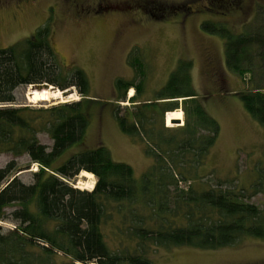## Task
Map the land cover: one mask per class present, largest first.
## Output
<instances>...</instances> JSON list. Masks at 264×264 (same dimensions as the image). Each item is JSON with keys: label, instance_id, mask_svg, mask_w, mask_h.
I'll list each match as a JSON object with an SVG mask.
<instances>
[{"label": "trees", "instance_id": "trees-1", "mask_svg": "<svg viewBox=\"0 0 264 264\" xmlns=\"http://www.w3.org/2000/svg\"><path fill=\"white\" fill-rule=\"evenodd\" d=\"M202 27L225 39L227 67L241 78L249 76L248 88L239 95L264 126V23L242 33L212 20ZM51 37L50 27L44 26L34 38L0 49V153L14 157L0 169V222L14 225L0 226V264H153V249L215 250L247 238L264 239V207L250 201L248 189L221 179L214 185L202 181L221 126L194 87L191 61L178 62L154 100H138L146 65L136 51L130 65L138 79L115 83L113 114L120 129L134 141L146 142L153 158L140 180L130 164L115 161L104 145L57 163L84 139L89 107L109 101L87 97L86 72L63 67ZM41 83L62 90L75 87L82 98L48 107L15 105L18 87ZM131 88L136 91L133 107H122ZM180 107L184 125L166 127L165 114ZM42 133L51 145L41 141ZM22 156L28 163L17 161ZM34 164L38 170L32 181L24 182L18 173ZM83 171L97 178L92 190L75 186ZM257 185L254 192L264 190L262 182ZM108 224L111 238L118 239L114 247L103 231Z\"/></svg>", "mask_w": 264, "mask_h": 264}, {"label": "rangeland", "instance_id": "rangeland-1", "mask_svg": "<svg viewBox=\"0 0 264 264\" xmlns=\"http://www.w3.org/2000/svg\"><path fill=\"white\" fill-rule=\"evenodd\" d=\"M237 2L240 4L230 8L206 9V0H0V49L34 38L40 27L49 26L53 47L63 67L86 72L90 83L87 97L112 103L89 107L90 124L84 139L67 149L57 163L104 145L115 161L130 164L139 180L153 158L147 154L146 142H136L120 129L113 114L118 99L115 83L118 79H138L130 65L131 55L136 51L146 65L144 92L138 100H154L178 62L191 61L194 87L208 113L221 126L202 181L214 185L221 179L238 190L246 188L250 201L263 208L264 190L254 192L253 187L259 182L264 184V126L247 111L239 95L248 88L249 76L241 78L227 67L225 39L202 27L204 21L212 20L234 33L258 29L264 23V0ZM235 7L244 10L232 9ZM33 90L38 88L18 87L15 105L48 107L82 98L75 87L62 90L53 86L50 90H60L65 99L32 102L28 95ZM135 93V89H129L127 100L120 105L133 107L130 99ZM178 109L183 111L181 107ZM168 114H165L166 127L184 125V111L183 122L174 120L171 125ZM40 139L52 144L45 133L40 134ZM13 158L9 153H0V169ZM17 161L24 165L29 158L22 156ZM37 170L34 164L18 175L30 183L32 172ZM96 181L95 176L80 174L75 186L92 190ZM0 226L6 230L14 225L0 222ZM103 231L114 247L118 239L111 238L112 226L105 225ZM152 251L153 264H264V239L257 238L215 250L172 247Z\"/></svg>", "mask_w": 264, "mask_h": 264}, {"label": "bare ground", "instance_id": "bare-ground-1", "mask_svg": "<svg viewBox=\"0 0 264 264\" xmlns=\"http://www.w3.org/2000/svg\"><path fill=\"white\" fill-rule=\"evenodd\" d=\"M133 94V92H130V96ZM30 101L32 102H38V101H50L51 99H58L62 98L65 99L63 96L62 92L59 91H51L50 89H43V90H33L29 93L28 95ZM174 120L182 121L183 122V111L178 109L176 111L169 112L168 114V124L171 125L173 124ZM83 176L88 177V178H93L95 175L83 171L81 173ZM82 183V182H79ZM94 188V184L91 186Z\"/></svg>", "mask_w": 264, "mask_h": 264}, {"label": "flooded vegetation", "instance_id": "flooded-vegetation-1", "mask_svg": "<svg viewBox=\"0 0 264 264\" xmlns=\"http://www.w3.org/2000/svg\"><path fill=\"white\" fill-rule=\"evenodd\" d=\"M208 2L207 5H204V7L206 9H210V8H220V7H233L235 5H239L240 3H238L237 1L238 0H228V1H225V0H206ZM232 9H240V10H244V8H238V7H235V8H232Z\"/></svg>", "mask_w": 264, "mask_h": 264}, {"label": "water", "instance_id": "water-1", "mask_svg": "<svg viewBox=\"0 0 264 264\" xmlns=\"http://www.w3.org/2000/svg\"><path fill=\"white\" fill-rule=\"evenodd\" d=\"M32 86L35 87V88H38V90L53 88V86L51 84H49V83L34 84Z\"/></svg>", "mask_w": 264, "mask_h": 264}]
</instances>
